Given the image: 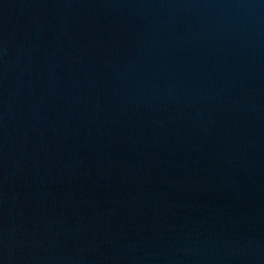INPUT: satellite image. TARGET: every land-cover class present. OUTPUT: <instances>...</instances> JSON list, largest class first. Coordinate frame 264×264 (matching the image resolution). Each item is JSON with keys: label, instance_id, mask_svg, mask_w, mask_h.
I'll list each match as a JSON object with an SVG mask.
<instances>
[{"label": "water", "instance_id": "water-1", "mask_svg": "<svg viewBox=\"0 0 264 264\" xmlns=\"http://www.w3.org/2000/svg\"><path fill=\"white\" fill-rule=\"evenodd\" d=\"M0 264H264V0H0Z\"/></svg>", "mask_w": 264, "mask_h": 264}]
</instances>
